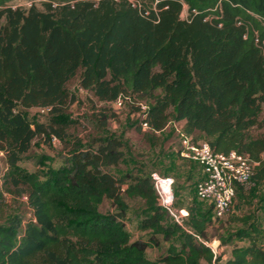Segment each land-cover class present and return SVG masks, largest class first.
I'll list each match as a JSON object with an SVG mask.
<instances>
[{"label":"trees","instance_id":"16d2710c","mask_svg":"<svg viewBox=\"0 0 264 264\" xmlns=\"http://www.w3.org/2000/svg\"><path fill=\"white\" fill-rule=\"evenodd\" d=\"M15 1L0 0V264H264L254 213L217 224L191 207L196 238L168 222L151 173L113 172L125 155L120 137L82 138L68 114L77 77L98 101L125 99L131 125L142 131L147 122L152 142L175 120L214 151L247 156L251 181L263 182L264 0ZM33 107L47 108V121L31 119ZM54 136L68 146L61 163L42 156L26 169L34 140ZM9 197L23 209L10 214ZM128 200L144 204L133 216L146 238L127 228ZM207 237L230 251H214Z\"/></svg>","mask_w":264,"mask_h":264},{"label":"rangeland","instance_id":"374dc122","mask_svg":"<svg viewBox=\"0 0 264 264\" xmlns=\"http://www.w3.org/2000/svg\"><path fill=\"white\" fill-rule=\"evenodd\" d=\"M43 1L50 0H17L14 5L29 7L31 3L35 2L41 7ZM56 1L59 0H55V3ZM186 16L187 11L185 8L182 17ZM69 91L74 93L79 100L71 106L68 114L81 122V125L72 126L71 132L82 138L113 135L120 137L122 140L124 144L122 150L125 155L120 166L112 168L115 174L121 175L126 171L142 167L148 173L158 172L164 176H171L174 179V208L176 210L185 208L189 212L190 208L194 207L197 215L202 212L203 206L195 191L196 184L200 180L198 176L199 163L180 156V137L172 128H168L167 131L158 134L161 137L159 143L152 142L146 137V130L138 131L135 126L131 125V119L128 117L130 112L128 102L123 101L122 105H118L115 102L98 101L91 93L82 89L77 77L70 82ZM104 107L110 108V110L106 112L108 124L102 127L98 122V117L104 111ZM28 113L31 119L37 122H45L49 117L47 108L33 107L28 110ZM67 151L68 146L66 147L61 139L46 142L43 138L38 137L34 140L31 151L23 157L21 164L29 171H33L40 166V158L45 156L49 159L46 163L58 166ZM6 168L5 157L0 152V173H3ZM240 186L242 188L239 189L238 193L236 192L233 206L216 223H228V220L234 215L242 216L254 213L257 225L264 232V181L255 182L250 180L249 183ZM9 203L10 214L23 209L19 207V200L9 197ZM128 203V230L133 234L134 238H146L147 234L137 229L139 219L133 216L135 211L143 207V202L140 200H128ZM168 222L173 224L175 220L169 217ZM231 224L235 225L234 223ZM185 225L187 227L190 225V217L186 219ZM212 229L210 226L208 227V235H211ZM206 241L216 252L230 251L229 247H219L220 242L217 238L207 237ZM167 246L168 243L164 242L160 248H149L147 256L153 259Z\"/></svg>","mask_w":264,"mask_h":264},{"label":"built area","instance_id":"2783aa9c","mask_svg":"<svg viewBox=\"0 0 264 264\" xmlns=\"http://www.w3.org/2000/svg\"><path fill=\"white\" fill-rule=\"evenodd\" d=\"M137 6L138 0H129ZM126 101L118 97L114 102L122 105ZM148 106L143 105L146 109ZM168 126L180 137L181 148L179 154L185 159L193 160L203 167L204 176L196 184V196L200 200L211 201L214 207L215 217H222L233 205L237 187L249 183L254 174V163L242 154L232 150L228 153L214 151L206 140H195L193 136L185 132L183 125L175 120H170ZM144 130L152 129L147 122H142ZM154 130V129H152ZM155 132H159L156 131ZM53 141L59 139L54 136ZM151 178L157 192L159 203L168 211L176 223L181 225L187 232H194L191 225H185L186 219L190 217L188 210L174 208L175 194L173 189L174 179L171 176H164L158 172H152ZM207 242V241H206ZM208 243V242H207Z\"/></svg>","mask_w":264,"mask_h":264},{"label":"crops","instance_id":"0c3cea01","mask_svg":"<svg viewBox=\"0 0 264 264\" xmlns=\"http://www.w3.org/2000/svg\"><path fill=\"white\" fill-rule=\"evenodd\" d=\"M200 167L198 168V176L200 177V179L204 176V171H203V167L198 164ZM200 202L202 203L203 209L202 212L207 211L212 215V217L214 216V207L211 201L208 200H200Z\"/></svg>","mask_w":264,"mask_h":264}]
</instances>
